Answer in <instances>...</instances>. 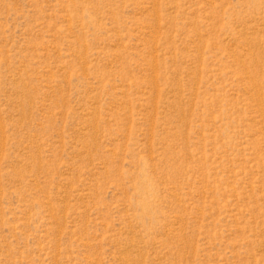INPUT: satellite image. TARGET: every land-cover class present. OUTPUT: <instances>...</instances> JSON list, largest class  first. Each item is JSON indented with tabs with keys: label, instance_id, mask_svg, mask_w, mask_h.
<instances>
[{
	"label": "rangeland",
	"instance_id": "rangeland-1",
	"mask_svg": "<svg viewBox=\"0 0 264 264\" xmlns=\"http://www.w3.org/2000/svg\"><path fill=\"white\" fill-rule=\"evenodd\" d=\"M0 264H264V0H0Z\"/></svg>",
	"mask_w": 264,
	"mask_h": 264
}]
</instances>
